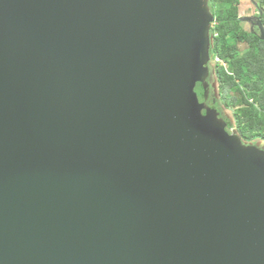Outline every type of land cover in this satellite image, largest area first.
Masks as SVG:
<instances>
[{
    "label": "water",
    "instance_id": "1",
    "mask_svg": "<svg viewBox=\"0 0 264 264\" xmlns=\"http://www.w3.org/2000/svg\"><path fill=\"white\" fill-rule=\"evenodd\" d=\"M214 20L0 0V264H264V149L201 101Z\"/></svg>",
    "mask_w": 264,
    "mask_h": 264
},
{
    "label": "trees",
    "instance_id": "2",
    "mask_svg": "<svg viewBox=\"0 0 264 264\" xmlns=\"http://www.w3.org/2000/svg\"><path fill=\"white\" fill-rule=\"evenodd\" d=\"M239 4L240 0H209L215 17L210 54L219 58L215 72L222 101L233 108L236 133L245 143L264 140V40L244 28ZM257 9L264 25V0ZM239 43L246 47L241 50ZM232 89L237 95L226 96Z\"/></svg>",
    "mask_w": 264,
    "mask_h": 264
},
{
    "label": "rangeland",
    "instance_id": "3",
    "mask_svg": "<svg viewBox=\"0 0 264 264\" xmlns=\"http://www.w3.org/2000/svg\"><path fill=\"white\" fill-rule=\"evenodd\" d=\"M244 24V23H243ZM247 29L249 30L250 29V25H246ZM246 47L245 43H239V48L242 50ZM215 62H216V59H213L211 60V63L209 64L210 66V75L208 76L207 78V83H208V93H211V95H213V101H215L217 107H221V106H224L226 108V110H224V115L223 117L225 118V120H229L230 121V126H229V130H231V132H236L235 130V120H234V113H233V108L231 106H227L225 105V101L223 100L222 101V94L220 93V90H219V83H218V77H217V74L215 72ZM224 66L226 67V65L224 64ZM211 84V85H210ZM210 88V90H209ZM231 95H237V92H235L234 89H232L228 95L226 96H231ZM212 101V102H213ZM214 103V102H213ZM254 142H256V144L258 146H264V140L261 138L259 139H255Z\"/></svg>",
    "mask_w": 264,
    "mask_h": 264
},
{
    "label": "crops",
    "instance_id": "4",
    "mask_svg": "<svg viewBox=\"0 0 264 264\" xmlns=\"http://www.w3.org/2000/svg\"><path fill=\"white\" fill-rule=\"evenodd\" d=\"M261 0H240L239 4V12L241 16H250V15H257L258 10L256 7V3L259 5ZM244 22V28L247 29L246 25H250L249 22Z\"/></svg>",
    "mask_w": 264,
    "mask_h": 264
},
{
    "label": "flooded vegetation",
    "instance_id": "5",
    "mask_svg": "<svg viewBox=\"0 0 264 264\" xmlns=\"http://www.w3.org/2000/svg\"><path fill=\"white\" fill-rule=\"evenodd\" d=\"M250 30V29H249ZM218 79V78H217ZM218 81V80H217ZM211 85V84H210ZM209 90H210V88H209ZM201 101H204L203 103H205V106H206V108L207 107H211V108H215V109H217V111H218V116L220 117V118H222V119H224L225 120V118L223 117V113H224V110H226V108L224 107V106H221V107H217V105H216V103H215V101H213V95H211V93H208V96H207V98L205 99V100H201ZM214 103H213V102ZM226 121V123H227V128H229V125H230V121L229 120H225ZM245 144H254V145H257L256 144V142H254V140L253 141H247V142H245ZM259 147H261L262 149H264V146H259Z\"/></svg>",
    "mask_w": 264,
    "mask_h": 264
},
{
    "label": "built area",
    "instance_id": "6",
    "mask_svg": "<svg viewBox=\"0 0 264 264\" xmlns=\"http://www.w3.org/2000/svg\"><path fill=\"white\" fill-rule=\"evenodd\" d=\"M216 61H219V58H216Z\"/></svg>",
    "mask_w": 264,
    "mask_h": 264
}]
</instances>
